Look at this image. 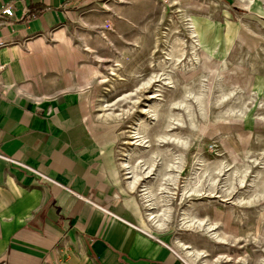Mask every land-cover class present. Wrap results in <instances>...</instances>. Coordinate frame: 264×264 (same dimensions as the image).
Returning <instances> with one entry per match:
<instances>
[{"label": "rangeland", "instance_id": "rangeland-1", "mask_svg": "<svg viewBox=\"0 0 264 264\" xmlns=\"http://www.w3.org/2000/svg\"><path fill=\"white\" fill-rule=\"evenodd\" d=\"M68 36L75 73L93 74L91 118L119 158L155 163L134 195L165 182L171 219L154 235L202 252L196 264H264V0H104L79 8ZM183 210L216 226L181 228Z\"/></svg>", "mask_w": 264, "mask_h": 264}, {"label": "crops", "instance_id": "crops-1", "mask_svg": "<svg viewBox=\"0 0 264 264\" xmlns=\"http://www.w3.org/2000/svg\"><path fill=\"white\" fill-rule=\"evenodd\" d=\"M102 1L0 0L13 11L0 16V264H186L127 191L117 139L89 115L87 69L75 73L70 24Z\"/></svg>", "mask_w": 264, "mask_h": 264}, {"label": "bare ground", "instance_id": "bare-ground-1", "mask_svg": "<svg viewBox=\"0 0 264 264\" xmlns=\"http://www.w3.org/2000/svg\"><path fill=\"white\" fill-rule=\"evenodd\" d=\"M111 70L114 71L113 68H111ZM92 78H93V74H89L87 76V81H89ZM98 108H99L98 111H105L103 103H101ZM120 115L121 114L117 115L115 113H105V112H103L102 114H98V118H100V119H108V118L112 119V118L118 117ZM164 138H166V140H167V136L166 135H165V137L161 136V139H164ZM172 138H174V137H172ZM176 138H177V136H176ZM175 141H177V139H175ZM136 142H138V140ZM139 142H144V139H140ZM120 155H121V158H119V162H120V167H121V169L123 171V174H124L126 189L129 192H134L136 187H137L138 182L140 181V179L148 177L151 174V172L153 171V168H154L153 164H155V163H152L153 160H150L151 163L145 161L146 163L144 162L143 165L140 164L141 165L140 167L137 165L139 167L138 168L136 165H133V164L130 163V161H129L130 151L128 149L123 150L120 153ZM155 156L157 157L156 153H155ZM158 156H160V155H158ZM177 168H179V167H177ZM169 170H171V169H169ZM157 171H155V172H157ZM167 173H168L167 180L169 182H172L174 180V176L175 175L172 176L170 171L168 172V170H167ZM164 183L165 182L158 184L157 185V189H155L154 188L155 186L153 184V180H150L148 182H145L141 186V190L138 191V192H140L138 195H139V197L141 199L142 206L145 209V211H144L145 212V219H146V221H148V223L151 226V228L154 229L155 231H158V232L165 231L168 228V223H169V221L171 219V209L169 207H164V204H163V201H162V199L165 200V196H161L160 195L161 198H162L161 199L162 202L159 201L160 197L156 196L157 192L159 190H164V185H163ZM172 183H174V182H172ZM172 186H173V184H172ZM170 187H168V188H170ZM195 187L192 185L189 190H187V189L184 190L185 189L184 188L183 189L184 192L182 191L183 194L180 195L181 198H182L183 195L189 194L190 191L191 192H195L196 191ZM168 191H170V190H168ZM159 194H163V193H159ZM165 194H168V193H165ZM159 202L162 203L163 206H161ZM158 204H159L160 208H158ZM189 212L187 210L181 211V214L179 215L180 219L178 221V226L179 227L187 229V230H195V229L201 230L200 228H204L207 231L208 230L210 231L216 226L215 224H211V223L207 224L206 221H204L203 219L197 218V215H195L194 212H191V213H189ZM220 239H224V238H220ZM170 246L172 247V249L177 251L178 255H180V257L183 258L185 260V262H187V264H196V263H198V260L202 257V252L197 251L196 248L195 249L190 248L188 244L187 245L184 244L177 237L172 238Z\"/></svg>", "mask_w": 264, "mask_h": 264}, {"label": "built area", "instance_id": "built-area-1", "mask_svg": "<svg viewBox=\"0 0 264 264\" xmlns=\"http://www.w3.org/2000/svg\"><path fill=\"white\" fill-rule=\"evenodd\" d=\"M12 15H13V11H12V7H10V6H7L0 11V16L11 17ZM2 25H3V23H0V26H2ZM6 45L7 44L5 42L0 41V48L5 47ZM2 159L5 162L10 163V164L18 167L19 169L23 170L24 172H28L30 174H34V175L38 176L39 179H41L42 181H46V182L50 181L47 177L37 173L35 170H33L32 168L28 167L27 165H25L23 163H20L18 161H15V160H12L9 158H5V157H3Z\"/></svg>", "mask_w": 264, "mask_h": 264}]
</instances>
